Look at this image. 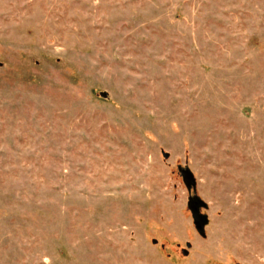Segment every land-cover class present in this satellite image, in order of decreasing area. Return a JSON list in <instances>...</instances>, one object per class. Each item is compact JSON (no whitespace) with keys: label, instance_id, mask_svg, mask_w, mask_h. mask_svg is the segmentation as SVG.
Wrapping results in <instances>:
<instances>
[{"label":"rangeland","instance_id":"374dc122","mask_svg":"<svg viewBox=\"0 0 264 264\" xmlns=\"http://www.w3.org/2000/svg\"><path fill=\"white\" fill-rule=\"evenodd\" d=\"M0 264H264V0H0Z\"/></svg>","mask_w":264,"mask_h":264},{"label":"water","instance_id":"95a60500","mask_svg":"<svg viewBox=\"0 0 264 264\" xmlns=\"http://www.w3.org/2000/svg\"><path fill=\"white\" fill-rule=\"evenodd\" d=\"M102 95L105 94L102 93ZM165 156H167L166 153ZM180 172L187 189L194 188L196 182L191 170L188 168H184L181 169ZM205 205L206 204L202 199L195 196L189 197L187 201V206L191 212L194 224L199 232L204 231V226L207 223V216L205 214L200 213V207Z\"/></svg>","mask_w":264,"mask_h":264}]
</instances>
